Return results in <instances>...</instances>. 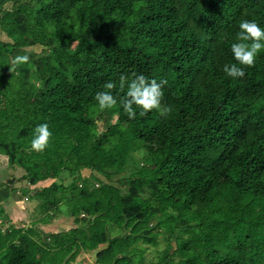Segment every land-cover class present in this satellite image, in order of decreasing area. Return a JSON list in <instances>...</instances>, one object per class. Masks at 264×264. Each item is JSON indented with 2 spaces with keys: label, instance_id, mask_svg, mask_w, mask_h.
Here are the masks:
<instances>
[{
  "label": "trees",
  "instance_id": "1",
  "mask_svg": "<svg viewBox=\"0 0 264 264\" xmlns=\"http://www.w3.org/2000/svg\"><path fill=\"white\" fill-rule=\"evenodd\" d=\"M244 19L264 28V0H0V154L41 199L34 223L0 228V264H71L83 224L106 244L93 264H151V229L174 237L166 264H264V49L243 77L224 72ZM141 74L162 82L168 115L123 111L121 77ZM108 82L118 104L99 109ZM102 115L117 127L100 132ZM60 213L76 226L42 239L34 226Z\"/></svg>",
  "mask_w": 264,
  "mask_h": 264
},
{
  "label": "rangeland",
  "instance_id": "2",
  "mask_svg": "<svg viewBox=\"0 0 264 264\" xmlns=\"http://www.w3.org/2000/svg\"><path fill=\"white\" fill-rule=\"evenodd\" d=\"M0 39L4 41H9V38L1 31L0 29ZM29 38L24 37V42L27 41ZM28 52H36L39 53L42 50V46L40 45H33L28 46L26 48ZM108 123L112 126L117 127V119L115 116L109 121L106 122L105 115H102L100 118H97V128L100 132L104 131L108 126ZM140 153H134L133 160H138L140 158ZM157 162V159H155ZM155 165V164H153ZM132 162L127 166L126 171L124 174L126 176L130 175L132 172ZM24 171L18 167H9L7 163L6 156L0 154V210L1 206L4 208V216L0 219V228L5 231L10 225L15 227H27L34 223L38 218H40V210L38 208V204L41 199H33L28 198L26 194L23 193V188H26V182L20 180V176L23 175ZM82 176H90L91 170L89 168H83L81 170ZM96 175L99 177L100 180H105L103 176L100 174ZM117 176L113 177L112 180L114 184L118 185L116 181ZM75 179V178H74ZM53 178H46L44 181L40 183L30 186V191L28 195H33L36 191H38L41 187L49 186L53 182ZM73 181V178L68 179L65 184L70 183ZM76 183L79 184V181L76 180ZM154 202V201H153ZM152 202V203H153ZM64 204H68L67 200L63 201ZM153 204H156L155 202ZM76 226L72 217L60 213V215H56L54 220L49 224H36L34 227L39 232L40 236L44 240H48V237L51 233L65 231L69 228ZM87 225H81L82 232L79 234L80 244H84L86 247L81 246V249L72 260L71 264H93L95 262V255L98 250L106 246V244L97 243V238L93 236H89L87 232ZM150 230V229H149ZM197 232H201L200 228L196 229ZM151 232V245L140 241L139 246L144 248L143 256L146 259V262H150L151 264H166L167 257L163 251H168L169 253L172 252L174 248V241L171 240V245H167L166 243L171 238L165 240L163 236L160 234H156V230H150ZM178 232V229L173 233L174 236ZM130 231H125L122 236L129 234ZM113 236L109 235L107 240H111ZM87 244V245H86ZM162 252V253H161ZM177 261V259H174Z\"/></svg>",
  "mask_w": 264,
  "mask_h": 264
},
{
  "label": "clouds",
  "instance_id": "3",
  "mask_svg": "<svg viewBox=\"0 0 264 264\" xmlns=\"http://www.w3.org/2000/svg\"><path fill=\"white\" fill-rule=\"evenodd\" d=\"M238 28L236 39L230 45L232 56L236 62L224 65V72L231 78L243 77L245 67L254 65L257 55L264 49V28L259 26L255 20L244 19L239 23ZM28 61V55H17L12 64L19 66ZM120 86L121 89L126 90L119 100V104L129 118H134L137 115V110L141 116L153 109L166 116L172 110L170 106H162V82H157L155 79L149 80L141 74L130 80L122 76ZM113 87V83L108 82L105 85L108 90L97 92L95 100L99 109H111L118 104L117 98L109 91ZM50 136L48 124H38L33 131L31 147L37 151H43Z\"/></svg>",
  "mask_w": 264,
  "mask_h": 264
},
{
  "label": "crops",
  "instance_id": "4",
  "mask_svg": "<svg viewBox=\"0 0 264 264\" xmlns=\"http://www.w3.org/2000/svg\"><path fill=\"white\" fill-rule=\"evenodd\" d=\"M1 207H2V206H1ZM2 209L4 210V208H3V207H2ZM1 218H2V217H1ZM1 218H0V219H1ZM0 223H1V221H0Z\"/></svg>",
  "mask_w": 264,
  "mask_h": 264
}]
</instances>
